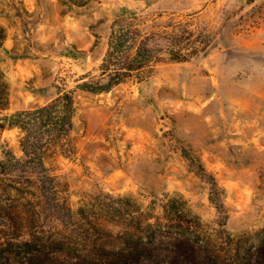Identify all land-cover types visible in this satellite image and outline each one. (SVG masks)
<instances>
[{
	"label": "rangeland",
	"instance_id": "374dc122",
	"mask_svg": "<svg viewBox=\"0 0 264 264\" xmlns=\"http://www.w3.org/2000/svg\"><path fill=\"white\" fill-rule=\"evenodd\" d=\"M121 16L143 17L149 29L188 23L195 41L199 34L209 38L189 62L163 57L142 82L108 93L81 90L84 83H107L101 66ZM1 32L2 206L14 211L8 192H35L40 177L14 169L1 174L9 153L23 157V133L6 117L72 92L74 153L54 147L45 160L74 212L84 210L117 238L148 239L151 231L181 227L201 240H220L210 186L191 168L187 151L217 179L230 236L247 248L263 243L264 0H0ZM41 206L45 218L44 199ZM41 226L61 228L46 218Z\"/></svg>",
	"mask_w": 264,
	"mask_h": 264
},
{
	"label": "trees",
	"instance_id": "16d2710c",
	"mask_svg": "<svg viewBox=\"0 0 264 264\" xmlns=\"http://www.w3.org/2000/svg\"><path fill=\"white\" fill-rule=\"evenodd\" d=\"M189 28L188 23L173 21L163 29H149L143 17L121 16L113 23L101 66V80L107 83H84L81 90L108 93L130 80L142 82L163 57L174 63L189 62L201 52L197 46L200 40L204 43L209 38L199 34L195 41L197 34ZM3 39L1 32L0 44ZM1 101L3 98V105ZM75 114L74 94L62 92L44 107L6 117L10 128H19L23 133V157L18 159L9 153L1 174L14 169L40 177L34 181L35 192L18 194L19 197L8 192L7 201L16 202L14 211L2 206L0 198V264H264V241L247 248L230 236L224 194L217 179L187 151L183 155L191 168L210 186V202L220 218V240L204 241L181 227L175 233L151 231L148 239L117 238L107 227L91 221L84 210L74 212L59 197L57 178L49 174L45 158L54 147L61 149L62 155L74 153L71 134ZM43 199L50 210L45 218L55 227L60 224V229L43 230ZM112 241L121 246L109 247Z\"/></svg>",
	"mask_w": 264,
	"mask_h": 264
}]
</instances>
